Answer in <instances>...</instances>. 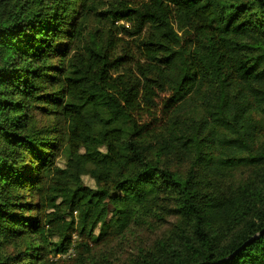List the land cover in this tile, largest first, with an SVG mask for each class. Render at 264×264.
<instances>
[{
  "label": "trees",
  "instance_id": "1",
  "mask_svg": "<svg viewBox=\"0 0 264 264\" xmlns=\"http://www.w3.org/2000/svg\"><path fill=\"white\" fill-rule=\"evenodd\" d=\"M0 264H264V0H0Z\"/></svg>",
  "mask_w": 264,
  "mask_h": 264
},
{
  "label": "rangeland",
  "instance_id": "2",
  "mask_svg": "<svg viewBox=\"0 0 264 264\" xmlns=\"http://www.w3.org/2000/svg\"><path fill=\"white\" fill-rule=\"evenodd\" d=\"M109 1H113V0H109ZM107 8L108 6H106L104 9H107ZM121 28H124V30L128 32L133 30L132 24L130 22L118 21L112 24L109 21L105 20L104 17H102L100 18V21H94V19H92L88 24V28L85 31V34L88 32L91 33L93 32V30L98 29L99 35L103 36L106 30H115L116 35L115 34L113 35L120 40L118 43L116 52H115V56L125 58V60H127V64L125 65L127 66L128 64L132 62L131 59H134L135 61L136 59L137 60L139 59V50L137 47L139 44V40L142 38V36H144V34L142 33L139 36L129 37L127 34L122 33L123 31ZM65 164H66V160L64 157L59 156L56 159L57 167L64 169ZM82 183L84 186L88 188L95 189V183L89 176H83ZM134 234H136V236L131 237V238L129 237V239L125 241L123 247L116 246L117 240H115L111 242L109 246L96 247L94 249V253L103 251L109 248L110 246L114 250H117V248L119 247L120 248V250H118V252H120L119 259L120 261H122V260H125L131 252H134V248L138 246L147 247L150 244H152V242L156 239L158 232H152V231L141 229V230H136ZM51 241L55 242L56 238H52Z\"/></svg>",
  "mask_w": 264,
  "mask_h": 264
}]
</instances>
